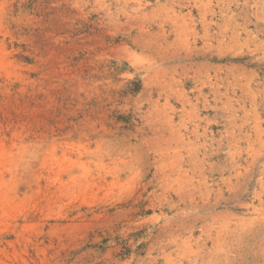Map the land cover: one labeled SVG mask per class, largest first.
<instances>
[{
	"label": "rangeland",
	"instance_id": "rangeland-1",
	"mask_svg": "<svg viewBox=\"0 0 264 264\" xmlns=\"http://www.w3.org/2000/svg\"><path fill=\"white\" fill-rule=\"evenodd\" d=\"M0 264H264V0H0Z\"/></svg>",
	"mask_w": 264,
	"mask_h": 264
}]
</instances>
